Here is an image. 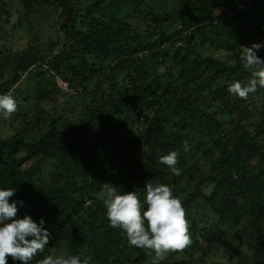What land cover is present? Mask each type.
<instances>
[{"label":"trees","instance_id":"trees-1","mask_svg":"<svg viewBox=\"0 0 264 264\" xmlns=\"http://www.w3.org/2000/svg\"><path fill=\"white\" fill-rule=\"evenodd\" d=\"M16 1L20 25L37 14L61 18L56 26L52 17L53 37L28 25L32 41L0 49V94L18 102L0 114V124L18 122L0 135V187L15 189L9 202L23 201L18 216L43 217L51 234L31 264L56 245L89 264H152V250L111 226L100 194L110 183L143 201L144 184L157 181L174 195L184 185L191 239L179 249L187 258L160 264H213L223 227L228 259L244 243L249 264H264V86L244 98L228 91L264 79V66L242 59L244 47L264 41V0ZM7 2L0 44L12 36L3 29ZM205 46L225 57L202 55ZM257 55L264 60V48ZM57 96L46 112L43 102ZM171 151L179 175L160 160Z\"/></svg>","mask_w":264,"mask_h":264},{"label":"clouds","instance_id":"clouds-1","mask_svg":"<svg viewBox=\"0 0 264 264\" xmlns=\"http://www.w3.org/2000/svg\"><path fill=\"white\" fill-rule=\"evenodd\" d=\"M261 48H264V41L244 47L245 68L264 66V60L257 55ZM260 75L264 76V72ZM257 83L264 86V79H251L245 85L235 81L229 85L228 91L244 98L256 90ZM17 103L12 95L0 94V114L10 116L17 110ZM160 160L173 174L179 175L176 151ZM143 191L142 201L135 191H121L118 186L104 183L100 198L111 226L122 229L132 246L152 250L155 254L152 264H160L166 253L183 249L191 243L189 225L182 201L170 186L158 181L145 183ZM14 192V188L0 187V264H8V257L20 264H31L33 258L44 251L51 234L44 226L43 217L34 220L26 213L22 217L17 215L18 205H23V201L9 202ZM38 264H89V258L66 252L44 256Z\"/></svg>","mask_w":264,"mask_h":264},{"label":"rangeland","instance_id":"rangeland-1","mask_svg":"<svg viewBox=\"0 0 264 264\" xmlns=\"http://www.w3.org/2000/svg\"><path fill=\"white\" fill-rule=\"evenodd\" d=\"M6 8L11 9L12 11H11L9 20L4 22L3 29L10 32L12 34V36L9 40L5 41V43L7 42V44H5V43L0 44V49H2L5 45H7V47L19 49V48H23L24 46H26L27 42L32 41L33 39L30 40L31 34L26 32L28 30L23 29V28L27 27L28 25H30L32 32H35L36 34H38L42 37V40H46L47 36L53 37V33L51 32L52 30L50 28V25L53 22L57 26L58 22H60V20H61V18L58 19V17H55V16L47 17V15L44 16L43 14H37L27 21H25L24 18L21 19L20 20L21 25H20L18 23V20H19L18 15L22 13V10H21L22 8L19 5V3H17L16 0H8ZM16 9L17 10L20 9V11H17V13H15ZM44 9H53V7H47ZM52 17H53V21L51 22ZM13 24L15 26H12ZM1 42H4V41H1ZM56 49H58V48H56ZM200 53L202 55L213 54L215 56L217 55V56L225 57L223 51H221L220 49H216L212 46H205V47L201 48ZM44 66L48 67L46 64H44ZM57 81H58L59 85L64 90L70 91V93L75 92V90L67 88V84L65 82H63L61 79L58 78ZM62 99H63L62 96H59V97L57 96L55 102H51V101L46 102V103L43 102V107H44L45 111L50 113L52 111L53 107L59 101H62ZM66 110H67V108H66ZM252 120H254V117L251 118L249 122H251ZM10 123L12 125H15V126H16V124L18 125V122L12 123V121H11ZM11 124L9 127L6 124H4V125L0 124V135L1 136L10 134V132L13 130L11 127L12 126ZM249 125H250V123H249ZM212 186H213V184L208 182L207 186L205 188L209 192V190L211 189ZM184 188H185L184 185L177 184V186H176L177 195L176 194L175 195L178 196L179 198H183L184 195L187 193V191ZM185 214L187 216V214H188L187 211L185 212ZM227 229H228L227 227H223V228H220L218 230L217 239L215 240L214 245L212 246V253L210 254L209 261L213 262V264H249V258H248L249 249H248V246L245 245L244 243L242 244V246H240L239 249L237 248V250L234 252V254H233L234 257L231 259H228V257L231 256V255H228L229 254L228 253L229 248L227 246L224 247V245H226V241H228L226 238V234H225ZM201 246L203 248H206V246H207L206 242L205 241L202 242ZM60 248H61V245H56V247L53 249V255L59 254ZM165 256H170L171 259H185L188 257V256L183 255L182 250L169 251L168 253L165 254Z\"/></svg>","mask_w":264,"mask_h":264}]
</instances>
